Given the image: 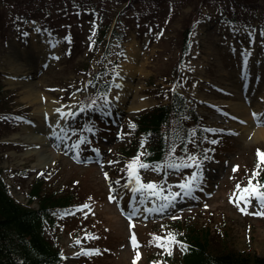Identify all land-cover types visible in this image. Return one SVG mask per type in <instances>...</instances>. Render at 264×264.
<instances>
[{"label": "rangeland", "instance_id": "1", "mask_svg": "<svg viewBox=\"0 0 264 264\" xmlns=\"http://www.w3.org/2000/svg\"><path fill=\"white\" fill-rule=\"evenodd\" d=\"M245 1L239 0L238 4L235 0L89 1L87 8L98 16L103 14L101 10L108 9L105 24L109 32L104 44L112 48L109 47V76L105 79H112L114 84L117 73L120 75L130 63L129 51L136 52L130 81L132 98L127 108L130 114H134L130 122L150 107L170 103L172 89L184 92L192 101L191 106H195L201 114L209 113L210 117L205 119L208 122L206 129L214 127L211 122H214L212 118L217 109L224 107L232 110L237 103H243V98L239 101L240 95L237 94L241 65H247L248 80H251L250 74L260 75L261 69L264 70V63L261 62L264 61V30H260L264 28V21H254L255 17H252L257 14L264 18V0H248L247 4ZM229 2L236 3L234 22L226 20L233 15ZM222 5L228 6L224 8L225 12L219 14L217 10L213 13L214 7L220 9ZM90 9L79 12L72 0H0V169L10 194L25 205L38 207L37 201L29 203L27 194L34 180L39 179L46 192L71 193L73 204L88 203L89 197H92L96 215L89 211L86 214H76L75 211L67 215L63 213L72 209L52 214L54 223L45 230V236L57 244L66 256L62 264H71L76 258L77 264H175L182 253L180 244L173 245L171 254H168L157 246L155 237L174 233L180 222H183V227L210 228V243L216 250L232 249L264 256V215L256 214L264 212V206L252 197L251 204L246 206V214L240 210L244 207L243 202L239 206L233 202L240 191L237 184L243 188L250 178L255 184L254 172L264 167V161H260L258 156V151L264 153V137L260 133L255 136L248 132L238 139L230 138L221 146L211 143L209 136L200 141L205 144L201 147L211 152L208 159H200L204 179L199 188L194 189V196H185L187 203L197 204L198 208L192 212V207L188 206L170 209L165 214L146 211L153 199L157 204L161 201L155 197L141 201L139 193H132L130 188L123 187L127 181L126 165L137 156L129 120L112 129L106 128L105 119L96 122L97 131L94 134L87 133L84 125L79 129V125L73 127L67 133L64 145L75 147L81 138L88 144L81 143L85 146H80L78 152L75 149L71 155L47 145L49 158L41 166L37 165L39 159L36 152L40 149L34 150L38 144L31 146L34 148L31 151H34L27 154L31 144L30 134L21 130L20 116L39 122L37 117L41 114V106H44L34 97L28 98L27 91L38 90L47 102L54 101L56 108L72 105L79 89L85 86L88 91L83 92L81 98L90 95L84 100H103V92L91 87L89 78L84 77V73H92L88 70L91 65L104 56L101 47L92 55L94 27L100 20L95 19ZM199 17L200 20L195 22ZM240 17L243 21L252 17L248 21L258 30L246 35ZM23 18L29 19L30 23L21 25ZM192 21L195 32L190 39L191 54L178 69L183 37ZM31 25L40 26L42 32L60 40L70 55L65 54L61 65L50 69L43 77L34 73L33 80L14 79L18 80L15 82L11 76L24 74L17 57L23 51L22 46L28 44L22 39ZM67 38L71 39V45ZM180 73L182 80L179 79ZM259 97L255 100V108L264 107V101H260L264 100V96ZM190 115L195 116L196 112ZM236 128L241 130L240 126ZM196 141L198 143L199 139ZM146 143L141 141V145ZM101 145L105 148L104 153L99 148ZM94 148L99 149V153ZM129 150V155L124 153ZM197 150L192 144L191 153ZM86 155H104V158L96 159L95 163L92 158L84 160ZM194 169L195 166L185 168L181 174L174 171L168 178L153 167L140 171L145 182L159 184L166 180L173 185V191H180L178 182ZM210 176L214 184H210ZM204 184L212 186L214 195L210 199ZM164 187L167 191V184ZM112 189L116 191L112 192ZM110 194L118 198L111 200ZM178 200L181 202L180 198ZM134 209L138 211L132 215ZM167 218L176 220L170 224L161 223ZM133 235L137 241L135 247ZM77 240L80 243H76ZM85 250L91 251L84 254ZM171 256L173 259H170Z\"/></svg>", "mask_w": 264, "mask_h": 264}, {"label": "trees", "instance_id": "2", "mask_svg": "<svg viewBox=\"0 0 264 264\" xmlns=\"http://www.w3.org/2000/svg\"><path fill=\"white\" fill-rule=\"evenodd\" d=\"M188 34L189 30L184 35L186 44ZM169 116L167 106L152 108L138 116L137 126L141 131L156 132ZM259 174L264 183V169ZM28 197L29 203L37 200L38 208L15 201L0 173V264H59L61 250L44 236L43 219H49L52 210L73 204L74 196L69 192H46L38 179ZM182 223L175 227L174 234L187 248L175 264H264V256L251 252L216 250L210 244V228L183 227Z\"/></svg>", "mask_w": 264, "mask_h": 264}, {"label": "snow or ice", "instance_id": "3", "mask_svg": "<svg viewBox=\"0 0 264 264\" xmlns=\"http://www.w3.org/2000/svg\"><path fill=\"white\" fill-rule=\"evenodd\" d=\"M27 35V33H25ZM58 58V57H57ZM246 63V61H245ZM119 75V73H117ZM91 82L89 81V84ZM117 87H121V85H117ZM116 99H119L118 96L115 97ZM103 99V107L101 110H106L108 107L111 106V100L109 99L108 93L105 92L102 94ZM101 106L97 104L96 101H92L91 103L87 104L85 107L81 108V112L87 110V109H95L100 108ZM57 113H59V120L56 121L57 126H59L60 121L67 120L69 118H74L75 113L72 111L71 108H65V106H61L55 109ZM254 116L258 118L259 122V116L264 115V113L258 114L253 113ZM94 126H89L87 131H93ZM208 132L215 133L217 131H224L223 129H215L210 128L206 129ZM55 135V133H53ZM207 139V138H205ZM86 142L83 138L79 139L75 145V148L77 149V152L79 151L80 144ZM211 143H217L216 140H212ZM97 153H99V149H95ZM184 152H187V147L183 148ZM176 152V145L173 144L172 148L169 151L168 158L163 162H156L155 165H151L149 162L141 160V156L143 153H138L137 156L133 157L131 161H129L126 165V173H127V181L123 185V187L130 188V191L132 193H139L141 201H143L146 198L149 197H155L158 198L161 203L157 207L153 208H146V211L150 212H163L165 209H167L170 206H174L176 203L177 198H183L184 196H194V189L199 188L200 183L203 181V165L198 157L195 155L189 153L186 156H177L175 155ZM258 156L260 157V161H264V153H260L258 151ZM204 159H208L207 156H204ZM109 163H112L109 161ZM195 166V170L191 172L189 176H187L185 179H182L178 182V187L180 191H173V185L168 184L167 181H161L159 184H157L154 181L145 182L141 175V169H147L149 167H154L156 170H163L165 168L171 169L175 172H180L181 170L185 168H192ZM259 166V165H258ZM235 170V169H234ZM167 174V173H165ZM258 175V173L254 172L253 174ZM105 176L107 177V173H105ZM119 183V181H117ZM167 184V191H165L164 185ZM237 189H239V194L236 195V199L233 201L238 206L243 202L244 207H240V210L242 212H245L247 214V205L251 204L252 197H255L258 203L261 206H264V185H261L259 182H256L255 184L252 182V179H249V183L247 186L241 188L239 184H237ZM112 192H115V189L111 190ZM111 200H116L118 197L116 195H111L109 197ZM198 199V197H197ZM88 205H81L78 206V208H87ZM138 209H134L132 215L136 214ZM67 215L68 213H64ZM258 215H264V212H258L256 213ZM86 235H89L86 233ZM89 238H95V237H89ZM155 240L157 242V246L164 249L168 254H171V248L175 244H180V246L184 249L187 248V245L184 244L182 241H178L176 239V235L174 233H168L165 237L156 236ZM133 246L135 247L137 245V241L135 239V235L132 237ZM76 243H80L79 240L76 241ZM91 250H85L84 254H89ZM98 251V250H97ZM137 256H139V253H137Z\"/></svg>", "mask_w": 264, "mask_h": 264}, {"label": "bare ground", "instance_id": "4", "mask_svg": "<svg viewBox=\"0 0 264 264\" xmlns=\"http://www.w3.org/2000/svg\"><path fill=\"white\" fill-rule=\"evenodd\" d=\"M37 42H38L37 39H34L33 43L37 44ZM45 42H46V40H44V43ZM35 47L38 48L39 46H35ZM133 53L135 54V52L133 51V52H131V55ZM133 65L134 64H133V58H132L131 59V63L127 66V68L125 70H123V74H124L123 79H124V77H127V79H126L127 81L125 82L127 89L125 88V90H122L121 88L119 89V87H118V91L116 93H114L116 96L119 97V101L120 102H119L118 105H125V103L127 101V100H124V99L127 97L128 89H131V85L129 83V80H130L129 76L131 75V73H132V71L134 69ZM254 82H255V80H254ZM117 83L121 84L122 81L118 80ZM256 88H258V84L254 83L251 86L250 91H252V92L256 91L255 90ZM238 92H240V87L239 86H238ZM27 97L28 98L34 97L36 101H40V102L43 103V104L41 103V105H44V106H41L42 109L40 110V112H42V113H41V116H39V117H42L43 111H48L53 106V104L52 103H48L46 101V99L44 98V96L42 94H40L38 92V90H36V89H30L29 91H27ZM251 101H253V97L251 99L249 98V102H251ZM234 112L236 114L240 113V114L249 115V113H248L249 109L244 105V103L243 104L242 103H238L237 106L234 108ZM48 117L50 119V123H49L50 126L48 128V131L52 132V133H56V130L58 129V126H57V123H56V121L58 120V116L56 114H54V115H49L48 114ZM22 129H23V131L25 133L27 132L28 134H30L29 135L30 136V142L32 144H35V145L36 144H41V145L43 144L42 146L36 145L38 147L36 149H40L39 151H37L36 149L33 148L34 150H36V152H38L37 154H38L39 161L37 162V165H39V166L43 165L45 163V160H47L49 158V155H48L47 149H46V145L44 144V141H46L45 138L47 137V135L42 136L41 134L40 135L36 134L35 132H33L31 127L28 126L27 124H25ZM259 133L264 137V128L258 130L257 134H259ZM41 148H43V149H41ZM31 150L32 149L27 150L28 151L27 152L28 155L31 154L34 151V150L31 151Z\"/></svg>", "mask_w": 264, "mask_h": 264}]
</instances>
